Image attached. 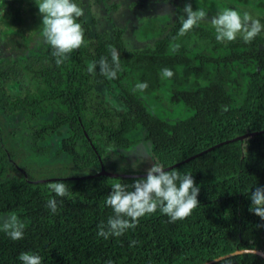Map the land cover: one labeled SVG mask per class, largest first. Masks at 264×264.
Masks as SVG:
<instances>
[{
  "label": "trees",
  "instance_id": "trees-1",
  "mask_svg": "<svg viewBox=\"0 0 264 264\" xmlns=\"http://www.w3.org/2000/svg\"><path fill=\"white\" fill-rule=\"evenodd\" d=\"M0 1V58L13 61L0 64V217L15 212L24 223L20 239L0 231V264H21L22 251L39 254L41 264H205L236 250L264 252V220L249 211L247 195L264 185L262 30L247 42L239 35L217 41L212 25L199 21L180 34V9L169 26L172 13L146 15L151 0H130L118 17L133 28L141 43L135 47L112 17L116 0H76L84 41L57 64L34 0ZM218 3L264 24V0ZM110 46L119 53L116 76L106 77L99 65L88 72L101 57L111 62ZM164 67L171 77H162ZM140 81L148 87L135 89ZM139 149L148 167L155 160L190 172L199 202L182 219L170 221L157 208L120 236H97L112 215L104 203L111 182L146 175L129 163ZM111 152L129 166L110 161ZM58 180L68 194L57 197L53 213L48 185ZM211 264L264 259L244 253Z\"/></svg>",
  "mask_w": 264,
  "mask_h": 264
},
{
  "label": "clouds",
  "instance_id": "clouds-1",
  "mask_svg": "<svg viewBox=\"0 0 264 264\" xmlns=\"http://www.w3.org/2000/svg\"><path fill=\"white\" fill-rule=\"evenodd\" d=\"M40 13L42 36L50 46L52 55L56 57V63H61V58L73 49L78 48L84 41V32L78 21L83 9L76 0H34ZM180 34H184L196 25L205 16L202 9L193 10L191 3L183 5ZM217 41H232L238 35L244 41H250L262 29L259 19H253L249 12H240L232 7L219 10L210 19ZM111 62L105 57L98 61L90 62L88 72H93L97 65L99 71L108 78H114L119 68V53L110 46ZM162 77H171L172 69H161ZM135 89L144 90L148 87L147 81L135 84ZM144 155H147L145 152ZM154 162L146 169V175L134 179L130 184L115 180L110 184V191L104 199L105 205L112 210L106 222L101 221L97 226V236L107 239L111 236H120L127 229L132 228L138 218L146 213H151L159 208L166 214L170 221L182 219L190 214L198 204L200 185L194 182L190 172L183 174L175 170H168L162 163ZM49 190L54 195L49 196L46 207L50 212H56L58 207L57 197L68 194V187L61 181L51 182ZM250 199L249 211L264 220V185L255 186L248 192ZM24 223L15 212L0 217V231H3L12 240L23 237ZM21 264H41V256L36 252L22 251L18 255ZM106 264H112L111 260Z\"/></svg>",
  "mask_w": 264,
  "mask_h": 264
},
{
  "label": "rangeland",
  "instance_id": "rangeland-1",
  "mask_svg": "<svg viewBox=\"0 0 264 264\" xmlns=\"http://www.w3.org/2000/svg\"><path fill=\"white\" fill-rule=\"evenodd\" d=\"M80 1L82 3H84V4H89V6H90V3L92 2L91 0H80ZM108 1H109V3H107V5L109 6L110 3L112 2V0H108ZM129 1L130 0H116L117 4L119 6V9L112 11L111 14H112V17L116 20V23L120 27L125 28V33H126L125 35H126L127 45L132 44L135 47H139V46H141V43L139 41H137L133 37V31H134L133 28L130 27V24H127V23L122 22L121 20H119V17H118V15L120 14L119 11L124 9V8H121V6L124 3L129 4ZM219 1H221V0H216L217 4H215L214 2H212L210 0H151V7L152 8L145 9L143 12H145L146 15H148L151 12L152 13L153 12H157V13L161 14L164 11H167L168 13H172L171 15L168 14L169 23H166V25L169 24V26H170V25H173V22L175 21L174 16H177L178 13H179L178 12V9H180V11L182 13H184L183 12V5L186 2H188V3H191V6H192L193 10L202 9L205 12V16L203 18H201L200 21H202L203 23H206V24H211L210 23L211 17L213 15H215L219 10H222V8L219 7L220 6L219 3H218ZM1 6H2V9H0V15L3 12V8H5V6H6L4 1H0V8H1ZM93 6L94 5L92 3L91 8H94ZM230 7H234V6L233 5H230ZM234 8H236V7H234ZM132 12H133V9H132ZM125 13H128L129 14V13H131V11L127 8L125 10ZM101 14L104 17L107 18V14H103L102 12H101ZM38 17H40V14L39 13H38V16H36V18L38 19ZM251 17L253 19H256V16L255 15L254 16L251 15ZM164 19H165V16L162 15V19H161L162 22H164L163 21ZM105 20H107V19H105ZM105 23L107 24V26H106L107 27V30H109L110 27L108 25V22L106 21ZM134 23L138 26V21H136ZM37 27H38V31H40V27H39V23L38 22L36 23V25L34 26V28H37ZM262 32H263V35H264V29H262ZM3 56H4L3 58H0V64H2V65H8V66L9 65H12L13 61L8 56H5V54ZM18 91H19V86H17L16 89H15V92H18ZM22 148L23 147L21 146L20 150L22 152H24ZM139 148H142V147H139ZM145 152H146L145 149H139V151H137V152L134 153L135 155L133 154L132 159L129 160V163H131V168L132 169L146 170L148 168V165H145L146 164V156L144 155ZM110 156H111L110 157V161H117L118 160L119 161V164L121 166H123V165H128L129 166V163H127L125 160L121 161L119 155H116V153L111 152ZM1 216H4V215H1Z\"/></svg>",
  "mask_w": 264,
  "mask_h": 264
},
{
  "label": "water",
  "instance_id": "water-1",
  "mask_svg": "<svg viewBox=\"0 0 264 264\" xmlns=\"http://www.w3.org/2000/svg\"><path fill=\"white\" fill-rule=\"evenodd\" d=\"M251 135H252V133H248V134H245V135L241 136L239 139H243V138L248 137V136H251ZM202 153H203V152L199 153L198 155H200V154H202ZM177 165H178V164H175V165H173V166H171V167H168V169H170V168H172V167H174V166H177ZM102 174H107V172L102 171ZM127 176H130V175H127ZM135 176H136V175H135ZM244 253H252V254H256V255H258V256H260L261 258L264 259V252L261 251V250H258V249H241V250H236V251L233 252V253H229V254H227V255H224V256L218 257V258H216V259L210 260V261L206 262L205 264H211V263H213V262H215V261H219V260H221V259H223V258H225V257H229V256H232V255H234V254H244Z\"/></svg>",
  "mask_w": 264,
  "mask_h": 264
},
{
  "label": "bare ground",
  "instance_id": "bare-ground-1",
  "mask_svg": "<svg viewBox=\"0 0 264 264\" xmlns=\"http://www.w3.org/2000/svg\"><path fill=\"white\" fill-rule=\"evenodd\" d=\"M116 10V9H115ZM123 24V23H122ZM257 38V37H256ZM114 40V39H113ZM211 41V40H210ZM133 54V53H132ZM172 56V55H171ZM220 59V58H219ZM176 69V68H175ZM100 79V78H99ZM132 82V81H131ZM139 120V119H138ZM144 123V122H143ZM168 127V126H167ZM156 131V130H155ZM162 138V137H161ZM158 141V140H157ZM100 146V145H99ZM155 150V149H154ZM208 152V151H207ZM160 155V154H159ZM200 157V156H199ZM35 194V193H34ZM164 225V224H163ZM152 226V225H151ZM149 232V231H148ZM164 232V231H163ZM93 233V232H92ZM161 233V232H160ZM142 236V235H141ZM150 238V237H149ZM144 239V238H143Z\"/></svg>",
  "mask_w": 264,
  "mask_h": 264
}]
</instances>
